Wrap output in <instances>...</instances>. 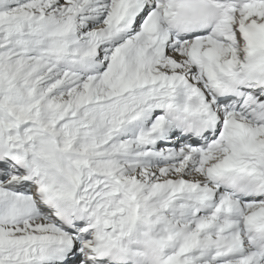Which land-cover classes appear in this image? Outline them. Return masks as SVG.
Returning <instances> with one entry per match:
<instances>
[{
    "label": "snow or ice",
    "instance_id": "1",
    "mask_svg": "<svg viewBox=\"0 0 264 264\" xmlns=\"http://www.w3.org/2000/svg\"><path fill=\"white\" fill-rule=\"evenodd\" d=\"M0 264H264V0H0Z\"/></svg>",
    "mask_w": 264,
    "mask_h": 264
}]
</instances>
